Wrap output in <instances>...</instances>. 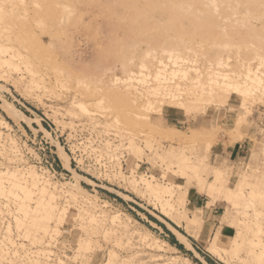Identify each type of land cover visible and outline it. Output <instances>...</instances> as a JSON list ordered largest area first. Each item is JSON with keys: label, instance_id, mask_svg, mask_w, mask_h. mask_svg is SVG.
I'll use <instances>...</instances> for the list:
<instances>
[{"label": "rangeland", "instance_id": "374dc122", "mask_svg": "<svg viewBox=\"0 0 264 264\" xmlns=\"http://www.w3.org/2000/svg\"><path fill=\"white\" fill-rule=\"evenodd\" d=\"M113 4L0 0V264H264V16L169 37ZM81 137L109 169L75 167Z\"/></svg>", "mask_w": 264, "mask_h": 264}, {"label": "bare ground", "instance_id": "6f19581e", "mask_svg": "<svg viewBox=\"0 0 264 264\" xmlns=\"http://www.w3.org/2000/svg\"><path fill=\"white\" fill-rule=\"evenodd\" d=\"M90 1L95 2L96 0H90ZM99 1L100 0H98V2ZM106 1H109V0H106ZM110 2H112V4L114 3L119 6V9L116 10L117 12H116L115 17L116 16L120 17L121 21L120 19H118L120 22H123V19H125L124 24L127 23L128 26L132 27V29L135 28L138 31H141V29H144L146 32H148L152 30L150 29L151 27H153V29L159 27L161 31L165 33V35L166 33L168 34L171 31L172 32L176 31L177 33H181L183 31H189L192 29L196 30V29L206 28V29L211 30L216 27V25L212 21H209L213 18L242 17L244 19L249 20L250 18L251 19L252 18L254 19L263 18L264 16V0H110ZM122 7H124L128 11L126 15L122 12L123 11ZM119 15H121L123 19ZM107 16H108V13H107ZM140 18H143V21L140 20ZM158 19H161V20L158 21ZM262 25H261L262 27L259 26L261 28L258 30L264 31V22L262 23ZM247 26L250 29L255 28L253 27L254 25L252 26L251 23L249 22H247ZM168 36L170 37L169 34ZM14 37L16 36L14 35ZM17 39L20 40V37ZM15 41L18 43L17 40ZM254 46H255L254 49L256 50H264V38L257 41L256 44H254ZM179 58L180 57H176L178 61L184 62V59L182 58L179 59ZM0 60H1L0 65L1 63L7 65L9 62V61L8 62L5 61V59L4 60L0 59ZM258 60H259V64L264 66V58H258ZM218 63L220 64L219 61ZM250 66L251 65L249 64V67L246 68V75L248 77H252L251 76L252 70ZM252 80L257 81V82L260 81V79H258L256 76L255 77L253 76ZM80 108L83 109L82 111L85 110V108H83L81 104H80ZM185 163H187V161H185ZM185 166H187V164ZM3 173L1 172V174ZM7 173L10 174V172H7ZM7 173L5 175H8ZM31 174L34 175L36 173L35 171L31 170ZM45 184L47 185L48 183L44 181L43 185ZM145 186H146V190L148 191V193L154 196L157 201H159L162 207V211L166 215L170 216L171 215L170 206L168 202L165 200L166 194L170 193L169 189L167 187L163 188L162 186L158 184H153L151 181L148 182V180L145 181ZM23 190L25 192L26 197H28L29 196L28 188L24 187ZM39 192L43 194L45 192V187L40 189ZM35 204H36L35 207L25 206L24 204L22 205L21 208L24 212L23 223L21 220H19L21 222L19 221L18 222L20 224L22 223L25 227L24 222L30 220L29 222L31 224H28L27 222L26 226L35 228V230L38 228L43 229L42 228L43 222L39 223L40 222L39 220L49 217V214L47 210H45L42 206H39L38 202H36ZM26 232H28V228ZM179 237L182 239V241H184L187 244V246L190 247V244L188 243L187 238L185 236H183L182 234H179ZM235 243L236 245L238 244L236 241ZM258 245L261 246L262 244H257L256 246ZM256 246L254 247L256 248ZM254 247L250 249L249 251L250 254H252L253 256L255 255L258 261L259 259L263 260L264 252H263V255L261 252L264 250V246L260 247V249L262 248L261 252H258L257 250H255ZM257 253H260L262 255V258L261 257L258 258L259 256L256 255Z\"/></svg>", "mask_w": 264, "mask_h": 264}, {"label": "built area", "instance_id": "2783aa9c", "mask_svg": "<svg viewBox=\"0 0 264 264\" xmlns=\"http://www.w3.org/2000/svg\"><path fill=\"white\" fill-rule=\"evenodd\" d=\"M75 142L73 149H71L75 167L86 168L88 170L102 168L101 171L111 167H105V165H109V161L102 155V145L99 141L93 142L91 140H84L81 137ZM121 164H123L122 159Z\"/></svg>", "mask_w": 264, "mask_h": 264}, {"label": "crops", "instance_id": "0c3cea01", "mask_svg": "<svg viewBox=\"0 0 264 264\" xmlns=\"http://www.w3.org/2000/svg\"><path fill=\"white\" fill-rule=\"evenodd\" d=\"M192 202L194 203V204H196L197 206H195L196 208H198V204H199V199H192Z\"/></svg>", "mask_w": 264, "mask_h": 264}]
</instances>
